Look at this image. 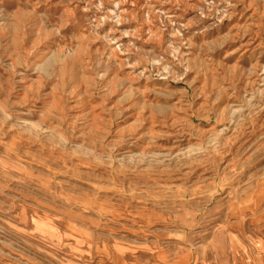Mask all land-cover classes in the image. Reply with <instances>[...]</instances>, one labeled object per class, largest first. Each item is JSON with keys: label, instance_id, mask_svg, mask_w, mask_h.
<instances>
[{"label": "rangeland", "instance_id": "obj_1", "mask_svg": "<svg viewBox=\"0 0 264 264\" xmlns=\"http://www.w3.org/2000/svg\"><path fill=\"white\" fill-rule=\"evenodd\" d=\"M0 264H264V0H0Z\"/></svg>", "mask_w": 264, "mask_h": 264}]
</instances>
